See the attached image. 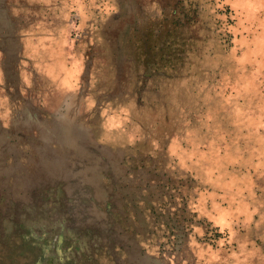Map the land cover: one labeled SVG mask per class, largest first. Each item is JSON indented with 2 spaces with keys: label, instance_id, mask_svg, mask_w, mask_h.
<instances>
[{
  "label": "rangeland",
  "instance_id": "rangeland-1",
  "mask_svg": "<svg viewBox=\"0 0 264 264\" xmlns=\"http://www.w3.org/2000/svg\"><path fill=\"white\" fill-rule=\"evenodd\" d=\"M0 264H264V0H0Z\"/></svg>",
  "mask_w": 264,
  "mask_h": 264
},
{
  "label": "crops",
  "instance_id": "crops-1",
  "mask_svg": "<svg viewBox=\"0 0 264 264\" xmlns=\"http://www.w3.org/2000/svg\"><path fill=\"white\" fill-rule=\"evenodd\" d=\"M62 45H63L64 50L67 51V55H69V54H73V53L70 52V50H69L68 48H66V46H65L64 44H62ZM75 53H76V52H75ZM80 65H81V61H80ZM78 67H79V66H78Z\"/></svg>",
  "mask_w": 264,
  "mask_h": 264
}]
</instances>
